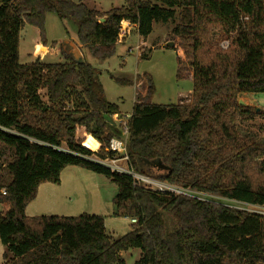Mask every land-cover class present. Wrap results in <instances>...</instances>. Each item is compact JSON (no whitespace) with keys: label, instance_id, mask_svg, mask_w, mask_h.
Segmentation results:
<instances>
[{"label":"trees","instance_id":"trees-1","mask_svg":"<svg viewBox=\"0 0 264 264\" xmlns=\"http://www.w3.org/2000/svg\"><path fill=\"white\" fill-rule=\"evenodd\" d=\"M124 1L101 12L73 0H0L4 264H126L122 253L131 249L141 251L135 264H264V216L147 190L86 159L112 158L109 144L121 135L109 122L120 109L107 101L98 70L69 53L55 64H22L19 53L25 25L47 43L49 14L73 22L78 47L100 62L115 55L123 22L147 38L154 24L177 19L174 38L192 41V101L153 104L154 83L143 75L128 120L130 162L137 173L181 189L264 207V142L240 133L242 116L264 115L239 105L241 96L264 94V0ZM217 34L229 41L226 50L213 42ZM71 166L117 186L114 215L136 220L131 232L113 239L104 217L86 213L27 216L39 188L59 185Z\"/></svg>","mask_w":264,"mask_h":264},{"label":"rangeland","instance_id":"rangeland-1","mask_svg":"<svg viewBox=\"0 0 264 264\" xmlns=\"http://www.w3.org/2000/svg\"><path fill=\"white\" fill-rule=\"evenodd\" d=\"M82 1L88 8L108 12L113 8H121L124 0H73ZM156 3V0H151ZM178 20L153 26L152 33L147 38H142L136 28L124 41H119L115 55L100 62L94 59L86 50L78 47L77 30L73 22L61 20L55 14L46 17L45 36L47 43L41 41L40 31L30 25H25L20 35V62L31 64L38 59L43 63L64 62L65 53L72 50L73 43L80 50L77 59L85 62L99 71L106 99L109 103L120 108L121 119L132 113L137 96L144 91L141 78L149 75L155 86L152 103L157 105H175L183 101L189 105L193 93V49L191 39H175L173 30ZM225 38L217 34L214 43H221ZM174 43L173 47H167ZM74 46V48H75ZM75 57V58H76ZM147 58V59H144ZM116 80H124L129 84H121ZM253 97V98H252ZM241 96L240 101L244 107L259 108V103L264 99V94ZM256 101H254V100ZM259 102V103H258ZM264 109V107H263ZM262 109L261 113L264 114ZM124 114V115H123ZM114 120L118 118L115 115ZM125 119V118H124ZM123 119V120H124ZM263 127V131L260 129ZM240 133L242 136L251 135L256 141L264 142V119L256 116H242L240 119ZM85 142L96 150L97 143L91 138ZM98 151V150H97ZM88 158H94L88 157ZM3 174V173H2ZM118 194L117 186L105 176L93 173L80 167L71 166L61 174L59 185L45 183L35 201H32L26 210L29 217L42 215L79 216L81 214L98 215L106 221L107 233L113 239H119L132 231L129 219L118 218L115 214L113 201ZM198 198L207 200L208 196L197 195ZM221 201V200H220ZM221 203L230 207L253 211L252 207L222 200ZM259 215L264 216V209H256ZM6 248L0 241V262H2ZM141 251L131 249L122 253L126 264H135L139 260Z\"/></svg>","mask_w":264,"mask_h":264},{"label":"built area","instance_id":"built-area-1","mask_svg":"<svg viewBox=\"0 0 264 264\" xmlns=\"http://www.w3.org/2000/svg\"><path fill=\"white\" fill-rule=\"evenodd\" d=\"M245 20H247V18H245ZM133 28L135 29V26L131 25L129 22H123L119 30V41H124L127 38V36L130 35ZM221 47L226 50L229 47V41H223L221 43ZM116 116L118 118L117 121H115L114 118L112 119L115 123L114 126H118L121 128L120 129L121 135L120 137L113 138L109 144V151L113 154V157L102 160L94 156V158L87 157L86 158L87 160L93 163H96L98 165H101L103 167H106L113 173L129 176L133 179L134 185L142 187L147 190H151V191L159 192V193H170L173 195H183V196H188L191 198H196L202 201L214 202V203L224 205L223 203H221V201L224 199H219V198H216L210 195L200 194V193H196L190 190L181 189L177 186H173L166 182H161V181L152 179L148 176L137 173L134 170L130 162L128 152H127L128 137H129L128 120L130 116H125L124 117L125 119L123 118L124 120L121 119V117H119L118 115ZM1 193L4 194L5 190L2 189ZM195 194L208 196V198L207 200L201 199L195 196ZM225 201H229V200H225ZM229 202H235V201H229ZM236 203H239V202H236ZM240 204H243V203H240ZM243 205L252 207L253 211H248L245 209H241V210H245V211L256 213V214H258L256 209H260V208L264 209V207H260V206H252V205H247V204H243ZM224 206H228V205H224ZM232 208H235V207H232ZM236 209H239V208H236ZM5 211L6 210L4 206L0 204V215H2ZM131 223H136V220H131Z\"/></svg>","mask_w":264,"mask_h":264},{"label":"crops","instance_id":"crops-1","mask_svg":"<svg viewBox=\"0 0 264 264\" xmlns=\"http://www.w3.org/2000/svg\"><path fill=\"white\" fill-rule=\"evenodd\" d=\"M80 2H82V1H80ZM97 10V9H96ZM100 11V10H99ZM76 43H77V40L75 41ZM73 45H75V43H73ZM78 48V47H77ZM80 50V49H79ZM70 53H74V50H72ZM80 62V61H79ZM251 97H252V95H250ZM253 98V97H252ZM254 100V99H253ZM255 101V100H254ZM256 102V101H255ZM259 103V102H258ZM263 107H264V99H262L261 100V102L259 103V108H257V112H261L262 111V109H263ZM120 109V108H119ZM264 110V109H263ZM120 113H121V111H120ZM263 114V113H262ZM124 115V114H123ZM131 114H126V115H124V116H130ZM264 115V114H263ZM88 139L89 138H87V141H88ZM95 141V140H94ZM96 142V141H95ZM97 143V142H96ZM97 148H96V150L95 151H93V152H97V150H98V148H99V144L97 143ZM67 169V168H66ZM41 188H42V186L39 188V192H40V190H41ZM38 195H39V193H38ZM28 216V215H27ZM44 216H51V215H44ZM56 216H59V215H56ZM131 222V221H130ZM132 224V223H131ZM105 226H106V221H105ZM106 231H107V227H106ZM108 234V233H107ZM5 263V260H4V257H3V260H2V262H0V264H4Z\"/></svg>","mask_w":264,"mask_h":264},{"label":"water","instance_id":"water-1","mask_svg":"<svg viewBox=\"0 0 264 264\" xmlns=\"http://www.w3.org/2000/svg\"><path fill=\"white\" fill-rule=\"evenodd\" d=\"M102 22H104V19L102 20ZM74 46H75V45H72V48L74 49V53H71V55L73 56V58L75 59V61L79 62V60H78L77 57H76L77 54H80V52H79V48H77L76 46H75V48H74ZM173 46H174V43H169V44L167 45V47H173ZM75 57H76V58H75ZM239 105H240L241 107H244V103H243L242 101H239ZM109 122H110L112 125H115L113 119L109 120Z\"/></svg>","mask_w":264,"mask_h":264}]
</instances>
